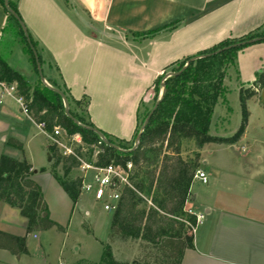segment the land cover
<instances>
[{"label":"crops","instance_id":"1","mask_svg":"<svg viewBox=\"0 0 264 264\" xmlns=\"http://www.w3.org/2000/svg\"><path fill=\"white\" fill-rule=\"evenodd\" d=\"M11 1L38 43L42 67L47 65L55 72L53 83L64 84L75 99L87 96V115L95 127L126 141L135 135L142 107L155 102L152 90L166 67L225 38L264 27V0H68L72 8L64 0ZM10 25L0 2V55L25 75L19 70L26 53L24 44L13 25L15 33L6 36L5 28ZM258 43L239 52L237 64L243 81L237 75V83L238 88L254 87L258 92L250 99L261 117L252 125L250 114L238 142L208 143L199 150V169L206 172L208 182L195 191L199 179H193L186 210L203 218L193 231V246L185 249L180 264H264V97L260 91L264 88L254 85L257 72L264 68V43ZM7 99L17 103L0 94V104ZM1 111L6 117H17L12 107L3 106ZM24 115L36 126L31 116ZM0 125L8 131L2 135L3 143L16 138L23 150L6 145L24 153V134L6 122ZM250 126H255L258 136L250 138ZM216 135H220L217 130ZM211 144L220 146L219 159L203 155L204 147ZM48 146H42L43 150L48 151ZM235 147L243 151V159L230 152ZM3 155L27 159L32 164V179L42 192L46 180L64 200H70L52 173L40 171L53 161L45 165L43 153L38 160L31 153L23 158ZM26 228L27 219L19 209L0 202V230L24 235Z\"/></svg>","mask_w":264,"mask_h":264},{"label":"trees","instance_id":"2","mask_svg":"<svg viewBox=\"0 0 264 264\" xmlns=\"http://www.w3.org/2000/svg\"><path fill=\"white\" fill-rule=\"evenodd\" d=\"M0 2L4 4V0ZM64 2L73 7L68 0ZM9 4L21 17L16 3L9 0ZM6 13L10 21L17 22V34H20L24 51L29 55V61L37 72L33 51L22 28L14 16L8 11ZM7 29L6 26L5 30ZM29 36L38 51L37 41L30 32ZM255 38L262 39L254 43L264 41L263 26L238 37L225 38L199 51L194 56H201L192 60L184 71L168 77L165 81L164 97L152 114L136 148L131 149L132 146H125L129 141L102 131L122 150L106 145L94 131L75 123L65 114L64 103L58 93L42 82L32 86L25 75L11 67L0 55V80L17 83L18 93L28 106L31 117L37 123H45L47 132L51 133L54 127L60 126L69 136L79 134L91 152L94 148L99 149L98 164L113 162L126 166L131 162L133 165L131 185L122 190L119 204L113 212L110 243L116 238H122L142 240L151 246L143 249L138 258L128 263L116 260L111 244L106 243L99 264H180L185 249L193 246L192 227L197 225V216L186 210V202L190 196L195 172L200 166L199 150L208 143H236L244 134L249 116L246 103L257 93L250 87H240L243 118L238 131L229 137L211 134L210 131L216 106L222 102L229 109L226 99L229 87L225 79L230 69L239 76L238 54L246 46L254 44L248 41ZM217 50L220 51L216 52ZM209 53L214 54L202 56ZM38 54L42 62L41 55L39 52ZM194 56L175 61L166 69L174 67L173 70L178 71ZM162 77L163 75L155 83L158 94ZM51 84L66 94L70 113L79 122L95 127L87 115V96L75 99L64 84ZM254 85L260 89L264 88V71L257 76ZM149 111L150 109L141 122L139 119L133 139ZM186 142L196 147L193 155L183 154ZM6 144L23 150V143L16 138H8ZM48 151L53 160L50 167L52 174L76 203L81 194L82 182L80 176L69 178V175L73 168L79 167L80 161L74 155H64L52 142ZM75 151L79 156L82 154L80 146L75 148ZM32 174V164L27 159L0 156V202L20 210L21 215L27 219V234L56 225L48 214L42 215L47 211V203L40 185L32 179ZM0 248L19 257L27 252L26 236L0 230Z\"/></svg>","mask_w":264,"mask_h":264},{"label":"rangeland","instance_id":"3","mask_svg":"<svg viewBox=\"0 0 264 264\" xmlns=\"http://www.w3.org/2000/svg\"><path fill=\"white\" fill-rule=\"evenodd\" d=\"M90 21L92 22L91 19ZM12 25L15 27L14 30H16L17 32L19 31L17 22L15 20H11V25L6 31V36L7 34L13 35L15 33V31L11 27ZM16 35H18V38L22 42L20 34L18 33ZM14 41L15 40L13 38L8 44H12ZM259 43H264V41ZM19 68V70L25 72L27 79L34 85L41 82L38 73L34 69L33 64L29 61V55L27 53L23 54V60L21 61ZM42 68L44 77L48 79V81L53 83L54 79L52 78L54 77L52 75H54L55 72H50V69L47 65H44ZM173 68L174 67L167 68L163 76L169 71H174ZM263 71L264 68L258 71L257 76H259ZM239 79L243 81V78L240 76ZM225 83L229 87V91L226 94L229 109L226 106H221V104L219 103L220 106H217L216 112L212 118L210 133L216 135L217 130L220 134L219 136L229 137L238 131L243 118L240 88H238L239 83H237V74L233 69H230L229 74L225 79ZM255 87L260 89L258 86ZM250 89L255 90L254 87H250ZM152 91L156 101V96L159 97L160 95L161 87L159 94L156 92V87H154ZM260 91H262L261 95L264 97V89ZM154 103L151 102L148 106L144 105L142 107L140 113V122L144 118L147 110H151ZM3 106L12 107V109L17 112V117H6V115L1 111ZM246 108L249 111L248 119L250 118V114L252 113V118L254 119L252 125L254 123L257 124V121L261 117V114H258L259 112L256 109L255 101L253 99H248ZM0 122H6L15 127L16 130H19V132H21V134H24L26 138L25 152L23 153V151L15 150L3 143L2 135L7 134L8 131H6L7 126L0 125V132H2V134L0 133V156L10 153L14 154L18 158H23L25 157V155L27 156V154L29 157V153H31L32 155L34 154L36 157L38 155L41 156V154L43 153L42 160L45 159L46 161L44 160V164L47 165L49 158L48 151H44L42 146H45L47 148V146L51 143V139L39 127H37V124L36 126L32 124V122L22 113L20 106L15 103L14 100L7 99L3 104H0ZM258 132L259 131L255 128V126H250V138L253 136H258ZM135 138L126 143L125 146L133 147ZM65 142L72 144L74 149L78 147L75 140H65ZM241 144L242 142H239L237 146L239 145L238 147L240 148ZM78 145H81V148L83 147V155L80 154V156L84 160L90 162L97 161L99 152L98 148H94V151L91 152L90 148L87 147L84 143ZM219 147L220 146L216 144L206 145L203 150V155L206 158H210L211 160H214L216 158L219 159ZM195 148L196 147H194L190 142H186L183 146V154L185 156L193 155ZM230 152L233 153V155H235L236 157L243 159V151L231 148ZM36 160H38V157L36 158ZM119 165L124 166L122 164ZM50 167L39 168L41 172L48 170L50 173H52ZM42 169L45 170L42 171ZM59 172L61 173L60 169ZM80 173V167H75L72 169L69 178H76L80 175ZM55 180L56 183H58L57 185L59 186L60 183L56 178ZM44 184L45 192L43 193L45 194H43V196L47 203L46 212L49 218L56 222V225L50 229H40L38 231L30 232L28 235L26 228V231L23 232L24 235L19 234L17 236H26L27 252L18 257L13 252L0 248V264H99L102 257L104 244L110 243V228L113 212L105 210L103 208V204L95 200L94 196L91 193L82 190V186L80 197L78 201L74 203L71 198L70 200L69 198H65L64 200L63 196H60L58 190H55V186L53 184H51V186L49 187V184L47 185L46 180H44ZM204 185L205 184L200 180H196L194 185L195 191L201 189L202 187H204ZM59 187L62 186L60 185ZM57 194H59V196ZM149 205H151L150 202ZM17 231L22 232V230ZM33 234H36L37 237L35 238ZM110 244L116 260L128 263H131L134 259L138 258L143 249L151 246L143 242L142 240L122 238H116L115 241L111 242Z\"/></svg>","mask_w":264,"mask_h":264},{"label":"built area","instance_id":"4","mask_svg":"<svg viewBox=\"0 0 264 264\" xmlns=\"http://www.w3.org/2000/svg\"><path fill=\"white\" fill-rule=\"evenodd\" d=\"M0 93L13 97L20 105L21 111L31 116L28 106L26 105L23 97L18 93L17 83H9L7 81L0 80ZM37 123V122H36ZM37 125L45 132V134L51 139V142L55 144L64 155H74L80 161V178L82 190L91 193L95 200L103 204V208L109 212H114L119 204L122 190L130 186V175L133 171V165L128 162L126 166L119 164L108 163L98 164L97 161H86L79 156L72 144L65 142L75 140L77 146L82 144V139L79 134L69 136L66 131L60 127H54L53 132L46 131L45 123H37ZM65 139V140H64ZM83 148V147H82ZM194 179H199L203 183L208 182V175L206 172L198 169L195 172ZM189 213H193L191 209L187 210ZM203 215H197V223L200 222ZM196 226L192 227V231ZM36 237V235H34Z\"/></svg>","mask_w":264,"mask_h":264},{"label":"water","instance_id":"5","mask_svg":"<svg viewBox=\"0 0 264 264\" xmlns=\"http://www.w3.org/2000/svg\"><path fill=\"white\" fill-rule=\"evenodd\" d=\"M4 8L6 9V11H8L12 16L15 17V19L18 21L20 27L22 28L23 32H24V35L26 37V40H27V43L29 44L31 50L33 51V54H34V57H35V60H36V65H37V73L39 75V78L41 80V82L43 83V85L45 86H48L49 88L53 89L56 93H58L62 100H63V103H64V111H65V114L71 118L75 123L83 126V127H86L92 131H94L101 139V141L103 143H105L106 145L110 146V147H113L115 149H119V150H122L118 145H116L115 143L111 142L105 135L104 133L98 129L97 127H94V126H88V125H85V124H82L81 122H79L71 113H70V106H69V102H68V99L66 97V94L58 87H55V86H52L50 85L44 75H43V68H42V62L40 61V56L38 54V51L37 49L35 48V46L32 44L31 42V39H30V36H29V31L27 29V26L26 24L24 23V21L22 20V18L12 9V7L10 6L9 4V0H4ZM262 38H255V39H251L249 40L248 42L249 43H254V42H257V41H260ZM220 50H217L216 52H219ZM215 52V53H216ZM211 54H214V53H209V54H205V55H202V56H209ZM201 56V55H200ZM200 56H194L192 57L191 59H189L186 64L178 71H169L167 72L163 77H162V80L160 82V87H161V92H160V95L159 97L157 98V100L155 101L153 107L151 108V110L149 111V113L147 114V116L145 117V120L135 138V141H134V145L131 149H134L138 146L139 142H140V139H141V136H142V133L143 131L145 130V128L147 127L148 123H149V120L152 116V114L155 112V110L157 109L159 103L161 102V100L163 99L164 97V93H165V87H166V79L170 76H173V75H179L182 71L185 70V68L189 65V63L192 61V60H195L197 58H199ZM48 160L51 161L52 160V157H51V154L48 153ZM36 172V171H35ZM43 216H46L47 215V212H43L42 213Z\"/></svg>","mask_w":264,"mask_h":264}]
</instances>
